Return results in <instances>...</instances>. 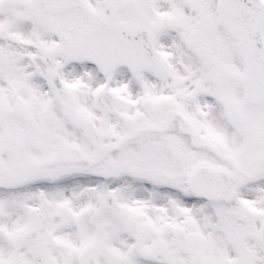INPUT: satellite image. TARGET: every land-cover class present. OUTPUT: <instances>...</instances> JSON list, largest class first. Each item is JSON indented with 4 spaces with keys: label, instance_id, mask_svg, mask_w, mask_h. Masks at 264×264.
<instances>
[{
    "label": "flooded vegetation",
    "instance_id": "1",
    "mask_svg": "<svg viewBox=\"0 0 264 264\" xmlns=\"http://www.w3.org/2000/svg\"><path fill=\"white\" fill-rule=\"evenodd\" d=\"M218 1L74 0L51 15L39 0H0L13 6L0 8V264H81L79 230L125 238L123 264H243L227 259L235 241L264 264V102L244 97ZM87 18L151 33L152 62L141 68V35L127 49L136 73L67 59ZM198 166L235 175L233 198L197 195Z\"/></svg>",
    "mask_w": 264,
    "mask_h": 264
},
{
    "label": "rangeland",
    "instance_id": "2",
    "mask_svg": "<svg viewBox=\"0 0 264 264\" xmlns=\"http://www.w3.org/2000/svg\"><path fill=\"white\" fill-rule=\"evenodd\" d=\"M97 8V6H95ZM230 57V58H229ZM231 61H238L240 62L236 56H231V54L227 55L228 61L230 59ZM238 57V56H237ZM260 111H264V106H260L258 108ZM212 125V124H211ZM218 140L216 139L215 135H212V142H217ZM72 239L75 241L74 246H73V254L76 255V258L81 259V264L84 260V257L87 255H93L94 259L96 260L95 264H119L118 260L122 261L123 264V257L126 254L124 251V240L122 236L118 235L117 232L114 233H109L101 230L99 236H95L93 231H81L79 230L78 232H72ZM202 233V232H201ZM203 234V233H202ZM201 234V235H202ZM213 234V230H212ZM204 235V234H203ZM199 238L203 239L205 242H208L212 239L210 237H201ZM250 242L249 240H245V243ZM235 243L238 244V246L235 248ZM240 242H231L228 243V252H227V259L229 261H240V258L242 256V253L245 251L243 250L242 245H239ZM250 245V243H249ZM213 248V249H212ZM253 248V246L249 247ZM232 249L235 250V253L232 252ZM218 248L215 245L207 244V247L204 248L202 252L207 253L208 255L214 254L215 252H218ZM250 250H247V252ZM71 253V250L69 251ZM203 253V254H204ZM258 253H260L258 251ZM36 255V254H34ZM53 260V264H65L60 256H52L51 257ZM259 258L261 259L260 255ZM75 259V258H74ZM255 259L257 260L258 257L255 256ZM38 261V262H37ZM37 261H19L15 264H46V262L43 259H38ZM77 262V260H76ZM3 264H8V263H3ZM239 264V263H238Z\"/></svg>",
    "mask_w": 264,
    "mask_h": 264
},
{
    "label": "water",
    "instance_id": "3",
    "mask_svg": "<svg viewBox=\"0 0 264 264\" xmlns=\"http://www.w3.org/2000/svg\"><path fill=\"white\" fill-rule=\"evenodd\" d=\"M250 6L254 7V11L248 10ZM238 7L240 9V14L242 13V15L244 16V21H247L249 19V15L252 16L254 14V16H257L258 14H260V11L257 7V1L255 0H244L243 4H241V2L239 3ZM109 33V30L105 27L90 24V26L86 29V31L80 38L79 49L77 51H80V54H88L89 52H93L94 54H111L109 52V41H111L112 38ZM233 35H235V32H233ZM239 40V48L241 50V55L243 56L246 62V81L249 84H254V86L259 87L256 89H259V92L261 94V92L264 91V64L261 56V50L260 53L251 52L253 48L260 47V41L256 37L239 38ZM258 64L261 67H259ZM211 179L206 180L207 182H205V185L212 184L213 181H215L214 179ZM213 188L214 187H212V189Z\"/></svg>",
    "mask_w": 264,
    "mask_h": 264
}]
</instances>
